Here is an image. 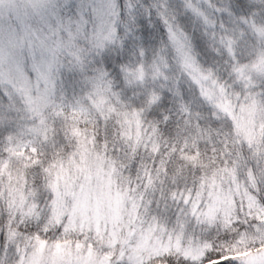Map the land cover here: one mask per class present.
Wrapping results in <instances>:
<instances>
[{
    "label": "snow or ice",
    "instance_id": "snow-or-ice-1",
    "mask_svg": "<svg viewBox=\"0 0 264 264\" xmlns=\"http://www.w3.org/2000/svg\"><path fill=\"white\" fill-rule=\"evenodd\" d=\"M0 264H264V0H0Z\"/></svg>",
    "mask_w": 264,
    "mask_h": 264
}]
</instances>
